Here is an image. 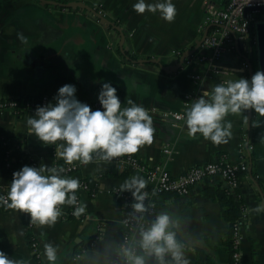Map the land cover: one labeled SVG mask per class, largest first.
I'll list each match as a JSON object with an SVG mask.
<instances>
[{"label":"crops","instance_id":"1","mask_svg":"<svg viewBox=\"0 0 264 264\" xmlns=\"http://www.w3.org/2000/svg\"><path fill=\"white\" fill-rule=\"evenodd\" d=\"M173 2L177 15L167 22L158 13L137 14L132 8L135 0H0V99L48 96L51 101L59 87L71 83L77 87V98L91 105L98 100L101 81L107 80L117 87L123 104L131 98L159 112L180 111L186 95L200 96L215 83L244 77L242 59L247 52L240 48L224 54L221 65L227 73L195 79L196 74L207 73V65L197 57L209 53L200 45L208 3L224 7L225 1ZM18 33L27 37V43L18 39ZM21 106L19 113H0V187L4 190L12 181L8 159L18 169L66 165L57 159L55 144H45L29 131L26 120L35 110ZM152 117L153 143L133 154L148 165L165 166L178 176L216 159L248 164L234 191L216 178L195 185L188 195H160L154 220L161 213L170 216V230L190 264H230L231 225L220 200L207 194L217 187L229 189L240 195L233 196L238 207L249 208L243 230L244 264H264V210L256 211L257 205H264V116L253 109L230 114L226 119L231 121L232 135L220 145L199 134L190 136L184 120L176 127L159 113ZM166 147L172 152L166 153ZM96 155L87 164L76 161L78 169L64 173L89 185L79 191L87 204L79 218L70 216L72 206L64 205L54 224L37 225L29 213L0 202V250L21 264H112L127 210L126 200L115 189L133 175L145 176L97 160ZM135 236L139 244L140 230ZM46 244L57 249L54 262L45 254ZM137 255L144 256L145 264H159L140 244Z\"/></svg>","mask_w":264,"mask_h":264},{"label":"clouds","instance_id":"2","mask_svg":"<svg viewBox=\"0 0 264 264\" xmlns=\"http://www.w3.org/2000/svg\"><path fill=\"white\" fill-rule=\"evenodd\" d=\"M132 8L137 14L158 13L167 22H173L177 15L173 0H135ZM17 36L21 42L27 43L23 33ZM76 93L75 84L62 85L53 100L37 105L34 114L26 120L29 131L40 141L56 145L57 159L68 165L76 161L87 164L93 160L94 154L111 160L135 154L143 146L153 143L155 128L149 109L131 98L123 104L111 81H101L97 97L101 107L95 110L80 101ZM248 109L264 116V69H258L250 79L239 76L213 84L193 99L179 118L184 120L190 136L199 134L220 145L228 143L232 135L231 121L226 117ZM64 173L66 169L61 166L24 165L14 171L7 195L0 196V202L29 213L37 225L54 224L62 215L64 205L73 206L72 214L79 218L87 209V204L78 198L81 181L79 177ZM147 183L142 175H133L121 185L122 190L132 193L136 201L133 207L139 212L145 211L143 201L147 193H142L141 189ZM261 210L264 205H257L256 211ZM171 223L165 212L159 214L150 227H142L140 247L149 255H155L159 264H190L176 233L170 230ZM45 254L54 262L56 247L46 244ZM124 255L128 264H145L144 256L137 255L131 247L124 250ZM166 255H170L171 260L166 259ZM0 264L21 262L13 261L0 250Z\"/></svg>","mask_w":264,"mask_h":264},{"label":"built area","instance_id":"3","mask_svg":"<svg viewBox=\"0 0 264 264\" xmlns=\"http://www.w3.org/2000/svg\"><path fill=\"white\" fill-rule=\"evenodd\" d=\"M224 1V7H216L215 5L208 3L204 20L205 33L202 38L201 46L207 48L209 53L201 54L197 57L200 62L207 65V73L196 74V80H204L222 73H227V70L221 65V60L227 52H236V50L243 48L247 52L245 55L251 59L249 45L251 42L256 44L255 24L258 21L264 20V10L248 9L264 6V0ZM206 32H208L207 35ZM242 69L245 73L244 77L250 79V63L246 58L242 59ZM197 97H199L197 94L186 95L180 111L170 110L159 112L154 108L147 109H149L151 115L159 113L162 118L171 119L173 125L179 127L183 121V119L179 117L183 115L185 108L191 104L192 100ZM19 99L20 98L9 97L1 98L0 113H5L7 111L19 113L23 107L19 104ZM47 102H49L48 96H42L39 104H35L33 99H29V101L26 102L25 107L35 110L37 105H43ZM90 106L93 110L101 107L98 100L94 101ZM165 151L166 153L172 152L168 147L165 148ZM95 158L97 160H105L98 154ZM106 161L114 163L119 169H133L139 171L145 176L148 182L147 186L141 189L142 193H147L143 201L145 205V211L143 212H139L133 207V204L136 201L134 200L132 193L125 192L119 187L115 189V192L126 200L127 210L124 216L125 231L119 248L113 255L112 264H128L127 257L124 255V250L128 247H131L133 251L138 254L139 244L136 240L135 233L142 227L148 228L151 226L158 212V197L160 195L168 192L176 193L178 195H188L195 185L216 178L225 181L230 189L234 191L239 185L241 172L247 171L248 169V164L245 161L232 162L226 159H216L205 164L195 165L185 173L174 176L167 167L162 165H148L133 154L115 157ZM6 167L12 178L14 171L19 170L9 159L6 162ZM63 167L66 169V173H70L78 169V164L74 162L72 165L66 164ZM81 185V189L89 188V185L85 181H82ZM80 190H78V198L81 200L79 194ZM7 191L8 190H4L0 187L2 196H6ZM229 192L230 194H233L230 190ZM235 195L237 197L240 196L237 194ZM4 205L8 207L6 204ZM72 210L73 206L69 211L70 216H73ZM248 214L249 208L245 205H240L239 215L232 225V259L234 264H244L242 242L244 237L243 230L247 224ZM33 247L37 252L36 243H33Z\"/></svg>","mask_w":264,"mask_h":264},{"label":"trees","instance_id":"4","mask_svg":"<svg viewBox=\"0 0 264 264\" xmlns=\"http://www.w3.org/2000/svg\"><path fill=\"white\" fill-rule=\"evenodd\" d=\"M249 53L251 56V60L253 63V69H254V73L258 70V56H257V48H256V44L254 42H251L249 45ZM33 101H35V104H39L40 103V98H32ZM29 99L28 98H20L19 99V104L20 105H25L26 102H28ZM91 185V184H90ZM207 194L209 196H211L214 199H218L220 200L221 204H222V213L223 216L226 218V220H228L230 222L231 225V233L230 236L228 238V245H229V249H230V254H231V262L230 264H234L233 263V259H232V247H233V241H232V225L235 222V220L238 217V213L240 211V207L237 206L235 198L233 196V194H230L229 190L226 188H222V187H217L215 189H210L208 190Z\"/></svg>","mask_w":264,"mask_h":264},{"label":"water","instance_id":"5","mask_svg":"<svg viewBox=\"0 0 264 264\" xmlns=\"http://www.w3.org/2000/svg\"><path fill=\"white\" fill-rule=\"evenodd\" d=\"M78 5L83 6L80 4H78ZM254 9L264 10V6L249 8L248 10H254ZM255 30H256V48H257V56H258V69H264V20L258 21L255 24ZM207 34H208V32H206V35ZM201 42H202V40H201ZM245 58L250 63V78H251V76L254 74L253 65L251 63V59L248 56L245 55Z\"/></svg>","mask_w":264,"mask_h":264}]
</instances>
